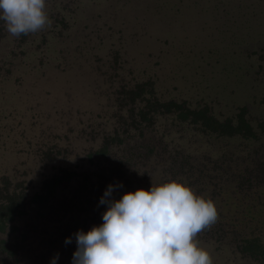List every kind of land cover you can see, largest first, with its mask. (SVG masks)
<instances>
[{
  "label": "trees",
  "instance_id": "1",
  "mask_svg": "<svg viewBox=\"0 0 264 264\" xmlns=\"http://www.w3.org/2000/svg\"><path fill=\"white\" fill-rule=\"evenodd\" d=\"M156 1V6L147 2L142 6L145 17L165 10L169 0ZM168 10L165 21L176 13ZM134 13L138 15L136 8ZM139 25L145 34L154 35L151 20ZM149 40L158 45L157 67L152 73L143 67V76L131 67L127 80L119 76L111 86L112 101L120 100L122 109L112 130L96 129L92 119L77 129L71 112L63 119L68 129L62 133L54 124L53 133L42 129L37 140L30 134L31 126L17 132L10 122L0 121V264H51L57 253L56 264H72L74 234L102 224L107 205L99 200L109 184L117 185L114 199L169 180L185 183L197 195L219 203L256 190L264 193V90H258L264 79L253 73L242 55L232 56L230 67L216 72L220 47H208L210 60L192 59L197 66L191 76L183 72L179 77L181 65H188L179 60L182 52L170 54L164 48L165 38L162 44ZM196 40L189 42L191 49ZM141 60L147 62L145 55ZM109 68L114 69L112 64ZM179 78L192 83L177 91L178 96L172 95ZM81 140L97 143L81 149ZM32 155L38 164L31 169L33 174L24 169ZM215 207L218 213L219 206ZM226 218L218 213L217 221L196 239H226L249 255L264 250L259 236L245 233L235 218ZM66 237L72 242L65 244Z\"/></svg>",
  "mask_w": 264,
  "mask_h": 264
},
{
  "label": "rangeland",
  "instance_id": "2",
  "mask_svg": "<svg viewBox=\"0 0 264 264\" xmlns=\"http://www.w3.org/2000/svg\"><path fill=\"white\" fill-rule=\"evenodd\" d=\"M145 2L154 6L159 3L155 0H46L51 25L19 38L10 35L1 22L0 121L10 122L17 132L25 125L31 126L30 134H36L37 140L42 129L53 133L54 124L62 133L68 129L63 119L71 112L77 129L82 126L81 122L86 124L92 119L96 129L105 126L107 131L112 130L122 109L120 100L112 101L111 86L116 85L119 76L127 80L131 67L138 76H143V67L149 73L157 67L158 45L151 40L147 43L146 39L161 40L162 44L165 38L164 48L170 54L182 52L179 60L183 58L188 65H181L179 77L183 72L191 76L197 66L191 64L192 59L210 60L206 57L208 47H220L216 72L222 66L230 67L232 56L242 55L252 65L253 73L264 79V0H169L164 2L165 10L157 9V13L150 12L147 17L141 11ZM135 8L138 15L134 13ZM170 8L176 13L171 21H165L164 12ZM145 19L154 23V35L141 30L139 24ZM196 39L214 43L208 46ZM194 40L197 46L191 49ZM168 42L179 46L172 43L170 48ZM241 42L245 44L241 46ZM144 55L147 62L143 64ZM109 74H113L111 79ZM189 83L192 81L184 84L179 78L172 95ZM193 87L189 89L191 93L195 91ZM258 90L263 91L264 84ZM95 143L97 140H81L79 148ZM36 161L34 155L26 158L24 169L33 174L31 169L36 170ZM223 200L213 201L219 206L218 213L227 220L235 218L244 226L245 233L259 236L261 245L264 244V193L256 190L248 196ZM197 240L211 253L213 264H264L262 247L249 255L226 239Z\"/></svg>",
  "mask_w": 264,
  "mask_h": 264
},
{
  "label": "clouds",
  "instance_id": "3",
  "mask_svg": "<svg viewBox=\"0 0 264 264\" xmlns=\"http://www.w3.org/2000/svg\"><path fill=\"white\" fill-rule=\"evenodd\" d=\"M0 20L16 38L51 25L46 0H0ZM122 186V185H121ZM109 184L99 204H106L102 224L77 231L72 264H213L198 234L218 219L212 200L185 183L169 180L138 188L114 199ZM72 237L65 238V244ZM57 253L51 260L56 264Z\"/></svg>",
  "mask_w": 264,
  "mask_h": 264
}]
</instances>
